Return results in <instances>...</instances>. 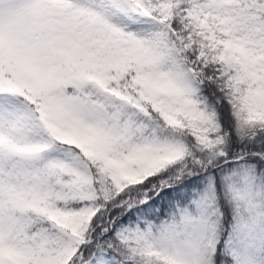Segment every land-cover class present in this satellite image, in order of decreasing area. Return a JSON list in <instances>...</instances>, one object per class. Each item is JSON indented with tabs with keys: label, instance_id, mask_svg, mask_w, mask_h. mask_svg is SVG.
<instances>
[{
	"label": "snow or ice",
	"instance_id": "snow-or-ice-1",
	"mask_svg": "<svg viewBox=\"0 0 264 264\" xmlns=\"http://www.w3.org/2000/svg\"><path fill=\"white\" fill-rule=\"evenodd\" d=\"M0 264H264V0H0Z\"/></svg>",
	"mask_w": 264,
	"mask_h": 264
}]
</instances>
